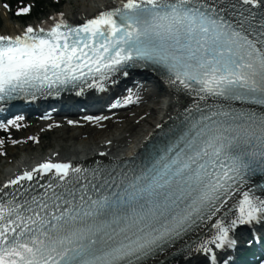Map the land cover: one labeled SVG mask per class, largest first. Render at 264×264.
Wrapping results in <instances>:
<instances>
[{"label":"snow or ice","instance_id":"snow-or-ice-1","mask_svg":"<svg viewBox=\"0 0 264 264\" xmlns=\"http://www.w3.org/2000/svg\"><path fill=\"white\" fill-rule=\"evenodd\" d=\"M138 68L190 103L133 157L48 160L8 180L0 264H178L197 253L238 264L245 244L264 241V0H118L82 23L61 12L0 33V111L104 93ZM127 93L109 107L139 102Z\"/></svg>","mask_w":264,"mask_h":264},{"label":"bare ground","instance_id":"bare-ground-1","mask_svg":"<svg viewBox=\"0 0 264 264\" xmlns=\"http://www.w3.org/2000/svg\"><path fill=\"white\" fill-rule=\"evenodd\" d=\"M114 2L115 0H70L69 4L62 12L69 18H77L83 15H91L97 11L98 7ZM227 2L236 3L237 7H239V0H227ZM5 13L9 15L8 12ZM17 26L18 23L11 21L7 17L3 31H12L16 29ZM137 79L138 77H134L130 80ZM130 80L121 82L115 90H120L123 85L128 86ZM158 83L160 90H148L147 84L138 83L137 81L131 86L130 89L140 96V100L139 102L128 105L129 107L125 109L126 111L121 114V117H129L126 125H122L120 129L109 134L100 131L93 136L85 137L80 140L77 145L69 146L62 153L60 151H48L47 155L38 159L37 164L48 160L56 162L62 160L74 161L80 157L90 158V163L92 164L93 161L113 158L120 159L135 154L134 149L139 145H144L149 138L152 137V134L158 131V124L165 125L166 123H170L171 120L174 119L178 113L182 112L183 108L190 103L189 97L177 93L174 89H169L167 83L159 81ZM94 92L97 93L98 91L95 90ZM163 92L165 94H163ZM127 94L126 89L119 92L117 97L121 98ZM154 97L158 98L157 104L154 106L148 105L146 102L152 101ZM152 114L154 115L153 117H151ZM147 115L149 116L146 117ZM41 125L43 129H47L49 125H52V122L48 121ZM67 128L68 127H63L57 131L56 143H60L63 138H65ZM25 139H31V137L26 136ZM108 141H111V143H108ZM100 151H105L106 155H99L98 153ZM23 164L27 165L15 164L9 171H6L7 169L4 168L0 173V187L28 168L31 169L30 165L32 164H28V161H24ZM83 164L88 165L89 163L84 162ZM201 231H207V229H202ZM199 234V232L194 234L190 239ZM185 260H189L190 263L203 260L204 263L206 262L205 255L202 253H197L190 258L184 255H180V258H177L178 262Z\"/></svg>","mask_w":264,"mask_h":264},{"label":"rangeland","instance_id":"rangeland-1","mask_svg":"<svg viewBox=\"0 0 264 264\" xmlns=\"http://www.w3.org/2000/svg\"><path fill=\"white\" fill-rule=\"evenodd\" d=\"M55 1H58V0H46V3L44 5L45 7V10L47 12H52V6L50 4V2H55ZM69 4V0H66L65 3L63 4V6L60 8V10H63L66 8V6ZM0 16H3V13H0ZM4 26V23L3 25ZM154 115H152L151 117H153ZM39 127H38V123H31L27 129H25L24 131H21V130H18L17 131V135L15 137L16 141H20V139H22V134L23 133H27L28 135L32 136V135H36L39 131ZM78 130H81V129H71V133H75L77 132ZM55 136L56 134H53V133H49L48 136L44 139L40 138L39 141H32L31 142V145L33 147L32 149V152H40V149L41 147L45 146L47 148H50L52 147V145H55L56 144V141H55ZM13 145L11 143H8V144H4V149L3 151L7 152V151H10V150H15L16 148L15 147H12ZM65 148L62 147L61 151L63 152ZM48 150V149H47ZM4 168V160L3 158L1 157L0 158V172L1 170Z\"/></svg>","mask_w":264,"mask_h":264}]
</instances>
